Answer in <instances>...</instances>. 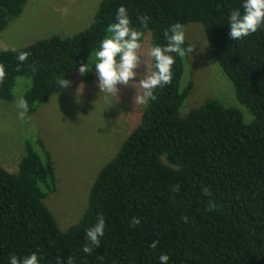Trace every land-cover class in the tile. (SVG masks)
Returning a JSON list of instances; mask_svg holds the SVG:
<instances>
[{
	"label": "trees",
	"instance_id": "16d2710c",
	"mask_svg": "<svg viewBox=\"0 0 264 264\" xmlns=\"http://www.w3.org/2000/svg\"><path fill=\"white\" fill-rule=\"evenodd\" d=\"M27 0H0V31ZM243 0H100L92 22L72 35H51L21 48L0 49V99L13 100L17 77L30 79L22 98L34 113L51 95L64 91L58 81L79 74L99 50L107 28L126 7L132 27L150 31L151 46L164 45L163 32L175 23L199 22L212 54L231 81L237 101L251 114L206 99L185 116L180 106L193 86L186 55L173 53V79L156 89L157 99L142 111L137 126L105 163L88 192L81 218L61 230L45 204L56 190L51 153L41 140H26L17 172L0 164V264L10 256L37 252L39 264H264V26L232 40L229 16ZM149 17L148 27L138 17ZM143 41V38H142ZM189 46L185 40L184 47ZM20 52L29 56L21 65ZM18 65H20L18 67ZM174 185L180 190L173 192ZM208 187L211 196L201 189ZM214 199L217 210H207ZM106 222L100 246L83 247L86 230L98 216ZM133 217L141 223L129 226ZM187 217V222L183 219ZM159 241L157 247H149Z\"/></svg>",
	"mask_w": 264,
	"mask_h": 264
},
{
	"label": "rangeland",
	"instance_id": "374dc122",
	"mask_svg": "<svg viewBox=\"0 0 264 264\" xmlns=\"http://www.w3.org/2000/svg\"><path fill=\"white\" fill-rule=\"evenodd\" d=\"M100 0H27L23 11L9 18L0 31V49L24 47L36 40L59 34L72 35L89 26ZM186 40L195 47L188 54V75L193 82L190 94L180 106L185 116L206 99H214L224 106L241 111L244 122L252 116L235 96L231 81L223 73L212 54L203 27L199 22L185 26ZM142 54L152 47L150 31L143 37ZM146 68L137 69L138 82ZM66 80L71 83L64 91L55 93L27 114L18 117L17 100L30 86V79L20 76L13 89V100L0 99V164L17 172L26 140H41L51 153L56 174V190L45 199V204L61 230L74 225L87 207L88 192L99 169L117 152L124 139L140 121L145 105L135 106L137 89L118 85L119 95L101 93L98 76L86 83L76 71ZM83 87L82 94L78 91ZM79 99V102H77Z\"/></svg>",
	"mask_w": 264,
	"mask_h": 264
},
{
	"label": "clouds",
	"instance_id": "9594fccd",
	"mask_svg": "<svg viewBox=\"0 0 264 264\" xmlns=\"http://www.w3.org/2000/svg\"><path fill=\"white\" fill-rule=\"evenodd\" d=\"M241 8L242 11L241 9L234 10L228 20L230 24L229 35L233 41L250 36L264 26V0H243ZM138 20L143 28L148 27L149 17L140 15ZM107 33L109 35L101 40L99 50L89 55L88 63H81L78 69L79 74L82 76L88 74L94 65L100 92L111 96L119 95L118 85L131 86L137 89L133 97L135 106L147 105L150 101L156 100V89L172 83V69L175 63L173 53L183 58L195 52V47L192 45L184 47L186 40L184 25L175 23L164 30V45L153 46L146 54H142L144 32L132 27L128 10L123 5L118 7L116 21L108 26ZM28 56L29 53L20 52L17 59L22 65ZM141 65L145 66L146 71L139 81L135 82L137 76L140 75L137 69ZM4 75L3 69L0 68V80H3ZM70 83L65 78L58 81L59 86L64 88L69 87ZM82 92L83 87L81 86L78 96ZM16 106L19 109V119L25 120L29 111L28 102L20 98L17 100ZM179 190V185H174L172 188L173 192ZM201 191L204 196L210 197L212 195L208 187H203ZM217 207L215 200L209 199L207 210L214 212ZM183 219L187 222V217ZM140 223L139 217H133L129 226L135 228ZM105 227V219L100 215L94 226L86 230L85 236L88 243L83 247L85 253L91 254L94 248L100 246V238L105 234ZM158 243L159 241H152L149 247L155 249ZM169 259L167 254H161L159 257L160 264H168ZM10 264H39V257L37 252H32L23 258L11 255ZM68 264H72L71 257H69Z\"/></svg>",
	"mask_w": 264,
	"mask_h": 264
}]
</instances>
